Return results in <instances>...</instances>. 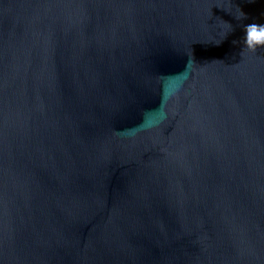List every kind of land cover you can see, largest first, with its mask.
Segmentation results:
<instances>
[{
	"label": "water",
	"instance_id": "water-1",
	"mask_svg": "<svg viewBox=\"0 0 264 264\" xmlns=\"http://www.w3.org/2000/svg\"><path fill=\"white\" fill-rule=\"evenodd\" d=\"M264 0H0V264H264Z\"/></svg>",
	"mask_w": 264,
	"mask_h": 264
},
{
	"label": "snow or ice",
	"instance_id": "snow-or-ice-1",
	"mask_svg": "<svg viewBox=\"0 0 264 264\" xmlns=\"http://www.w3.org/2000/svg\"><path fill=\"white\" fill-rule=\"evenodd\" d=\"M250 40H258V39H264V31H261L257 33L255 29L250 32L249 34Z\"/></svg>",
	"mask_w": 264,
	"mask_h": 264
}]
</instances>
